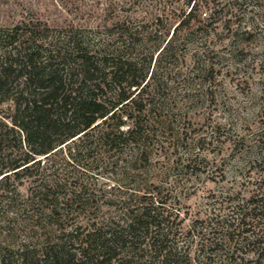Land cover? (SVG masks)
Masks as SVG:
<instances>
[{"label": "trees", "instance_id": "obj_1", "mask_svg": "<svg viewBox=\"0 0 264 264\" xmlns=\"http://www.w3.org/2000/svg\"><path fill=\"white\" fill-rule=\"evenodd\" d=\"M192 1L185 18L210 6L211 19L224 14L220 0ZM120 22L55 27L24 18L0 26V264H233L246 260L247 247L263 259L264 174L248 178L256 186L248 199L227 192L226 206L187 226L168 204L176 195L151 180L154 142L165 146L147 78L155 57L159 68L174 52L175 31L146 62L132 50L154 32ZM257 142L255 163L264 164V128ZM64 165L120 172L130 182L92 186Z\"/></svg>", "mask_w": 264, "mask_h": 264}, {"label": "rangeland", "instance_id": "obj_2", "mask_svg": "<svg viewBox=\"0 0 264 264\" xmlns=\"http://www.w3.org/2000/svg\"><path fill=\"white\" fill-rule=\"evenodd\" d=\"M220 1L225 10L216 20L210 18L212 6L185 18L187 0H0V26L24 18L55 27L112 26L119 20L145 34L154 32L134 47V56L148 54L175 31L174 52L159 68L155 57L147 78L150 117L160 121L157 138L165 146L154 142L158 153L148 168L151 180H164L165 191L176 195L168 204L185 215L184 226L226 206L221 203L227 192L248 199L256 190L248 178L264 174V164L255 163L262 155L257 138L264 128V0ZM116 28L117 34L121 28ZM195 155L202 162L185 166ZM62 168L96 187L130 182L106 169ZM21 188L24 193L27 185ZM16 235L19 240L25 232ZM248 250L246 260L233 264H264Z\"/></svg>", "mask_w": 264, "mask_h": 264}]
</instances>
